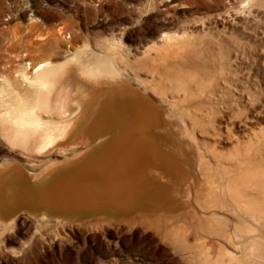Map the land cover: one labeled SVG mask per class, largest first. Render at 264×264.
<instances>
[{"label": "bare ground", "instance_id": "obj_1", "mask_svg": "<svg viewBox=\"0 0 264 264\" xmlns=\"http://www.w3.org/2000/svg\"><path fill=\"white\" fill-rule=\"evenodd\" d=\"M221 19L233 42L184 27L0 74L1 250L139 232L171 264H264V0Z\"/></svg>", "mask_w": 264, "mask_h": 264}, {"label": "rangeland", "instance_id": "obj_2", "mask_svg": "<svg viewBox=\"0 0 264 264\" xmlns=\"http://www.w3.org/2000/svg\"><path fill=\"white\" fill-rule=\"evenodd\" d=\"M239 1L0 0V74H13L27 58L36 62L51 56L60 62L77 51L83 53L81 60L90 58L93 52L104 56V43L114 44L112 55L154 50L160 48L158 33L177 29L182 33L184 27L197 31L194 34L205 40L228 43L237 37L224 31L221 14ZM32 18L38 25L29 31ZM38 29L48 32L44 38L35 35ZM38 39L45 41L36 45ZM263 62L258 64L262 66ZM3 146L0 142V155ZM89 233L55 238L43 232L25 246L16 240L7 250L0 249V264H171L147 237L138 236L139 232L119 238H107L97 231Z\"/></svg>", "mask_w": 264, "mask_h": 264}]
</instances>
